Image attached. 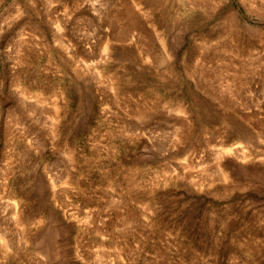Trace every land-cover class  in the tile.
I'll return each mask as SVG.
<instances>
[{
  "label": "rangeland",
  "instance_id": "1",
  "mask_svg": "<svg viewBox=\"0 0 264 264\" xmlns=\"http://www.w3.org/2000/svg\"><path fill=\"white\" fill-rule=\"evenodd\" d=\"M0 264H264V0H0Z\"/></svg>",
  "mask_w": 264,
  "mask_h": 264
}]
</instances>
